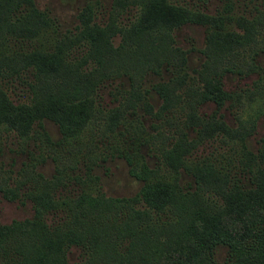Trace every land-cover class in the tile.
Instances as JSON below:
<instances>
[{
  "label": "trees",
  "instance_id": "obj_1",
  "mask_svg": "<svg viewBox=\"0 0 264 264\" xmlns=\"http://www.w3.org/2000/svg\"><path fill=\"white\" fill-rule=\"evenodd\" d=\"M12 1L6 3L5 8L0 2V21L9 22L7 33L0 29V54L9 49L7 36L10 34L22 39L35 37L36 42L40 35L44 38L53 24L46 10L36 4L34 7L32 0H27L33 11L28 17L35 15V29H19L17 24L10 23L8 13ZM133 3L139 4L137 19L126 25L117 23L116 18ZM97 4L100 5L101 1L98 0ZM92 7L88 3L81 10L76 39L65 46L55 40L49 46L41 40L31 52L35 57L24 59L27 65L35 66V81L30 84L35 92L33 103L7 104L0 90V123L17 130L24 135L23 138L35 131L50 143L55 142L42 123L44 118L58 124L62 139L74 137L95 112L101 111L96 104L99 87L117 77H127L130 89L121 93L124 101L109 109L115 116L110 127L114 128L121 118L126 117L127 110L137 113L141 107L146 112L151 111L152 105L147 99L142 103L145 98L141 89L144 74L160 72L168 64L177 72L187 66V50L175 45L173 28L186 22L208 27L206 46L202 49L205 60L200 68H194L202 75L216 62L220 65L223 59L222 50L220 54L210 55L213 35L231 37L241 45L249 44L253 40V23L257 20L240 17L244 23L238 22L243 27L239 32L223 27L221 19L226 16H215L172 0H113L108 19L101 24L92 20ZM53 31L56 33L55 29ZM116 34L121 35L118 44L113 42ZM71 48V54L73 50L78 54L73 61L68 58ZM253 52L249 70L262 73L260 78L264 80V66L255 62L258 49ZM17 57V54L8 55L7 60L2 61L7 75L21 70ZM236 65H222L217 73H213L212 79L208 75L200 76V101L210 100L221 107L232 98L222 77L226 72L245 71ZM175 80L187 84L181 93L175 90V85L170 88L167 82L152 84L150 89L163 99L162 107L174 100H188V123L198 130L199 135L218 133L231 136L238 143V148H234L235 171L224 179H220L222 175L217 171L218 176L213 178L211 165L206 164L200 174L197 159L188 157L195 139L187 138L186 131H181L176 144L163 152L169 176L161 175L158 167L148 166L140 152L137 154L141 161L136 163L128 153H120L131 164V174L142 181L136 195L106 196L103 192L82 189L74 198L56 199L49 191L55 181L37 173L41 183L35 186V190L25 192L33 203L32 217L0 223L1 264H264V136L260 138L259 148L254 150L246 141L252 130L243 129L242 120L239 119L240 125L234 127L220 115L213 120L214 126L206 125V119L196 113L197 79L194 78L195 86L176 76L173 82ZM150 89L145 91L149 93ZM80 91L85 93L76 97ZM65 96L70 98L65 100ZM123 103L126 105L121 106ZM33 123H38L41 130L33 128ZM182 172L193 175L194 188L180 183ZM70 179H78L79 183L85 181L77 175ZM211 188L224 198L213 218L207 213L209 205L199 198L204 189ZM0 190L5 197H19L17 190L12 193L3 187ZM58 210L62 212L59 219L62 221L49 223L46 213ZM160 212H165L164 217ZM211 219L220 233L209 241L202 228ZM221 243L227 246V255L219 261L215 250ZM72 244L87 250L86 259L67 260V248Z\"/></svg>",
  "mask_w": 264,
  "mask_h": 264
},
{
  "label": "rangeland",
  "instance_id": "obj_2",
  "mask_svg": "<svg viewBox=\"0 0 264 264\" xmlns=\"http://www.w3.org/2000/svg\"><path fill=\"white\" fill-rule=\"evenodd\" d=\"M11 1L0 0L4 8L6 3ZM97 1L32 0L34 7L36 4L38 8L47 11L53 24L43 35L44 38L40 35L36 42L35 37L22 39L13 34L7 36L9 49L4 54H0V90L7 104L18 106L31 104L35 101V92L30 87V84L35 81V66L27 65L24 63V59L35 57V54L32 55L31 52L35 50V46L41 44V40L43 44L49 46L53 40L65 46L71 40L76 39L78 37L76 29L81 23L79 14L88 3L93 5L92 20L101 24L105 23L113 0H99L101 1L100 5H96ZM172 1L192 9L212 13L215 16H226V19H221L223 27L239 32L243 31V27L238 25V22H243L240 17L257 18L253 23V40H250L249 44L241 45V43L234 42L231 37L214 34L210 39L212 47L210 55L213 56L216 52L220 54V50H222L223 59L220 65L216 62L207 72L203 71V74L200 75L198 71H194V68H200L205 60L202 49L206 46L208 27L195 22H186L173 28L171 33L175 45L187 50V66L177 72L173 65L168 64L162 67L160 72L145 73L141 84L142 92L145 94L142 103L147 99L152 105L151 111L146 112L141 107L137 113L127 110L126 117L121 118L114 128L110 126L115 121V116L109 109L124 101L121 93L130 89L127 77L114 78L99 87L96 104L99 105L101 111L95 112L88 124L74 137L62 139L58 124L48 118H44L42 123L55 141L53 143L47 141L41 134L31 131L33 128L41 130L38 123H33L30 135L26 138H23L24 135H20L17 130L0 123V187L6 188L9 193L14 190L19 192L18 198H9L5 197L0 190V223L32 217L33 203L25 196V192L35 190V186L41 183L37 173L55 181L53 188L49 191L56 199L65 196L74 198L82 189L94 193L103 192L106 196L138 194L142 181L131 174V164L120 153H128L136 163L141 161L137 154L140 152L148 166L158 167L161 175L169 176L163 152L176 144L181 131H186L187 138L195 139L188 157L197 159V163L201 167L200 174L206 164L211 165L210 172L213 178L218 176L217 171L222 175L220 179L233 173L237 164L234 148H238V143L228 134L206 135L204 133V135H199L198 130L188 123L190 116L187 114L190 110L187 105L188 100H174L171 104L162 107L163 99L154 89H150L152 84L167 82L171 85L170 88L175 85V90L181 93L187 84L177 83V79L173 82L175 76L187 83L191 82L189 83L191 86H195L194 78L197 79L196 113L206 119V125L209 123L210 127L214 126L213 120L222 115L229 125L238 127L240 119L244 123L243 129L252 130L246 136L247 145L254 150L259 148L260 138L264 136V80L260 78L262 73L249 70V65L251 64V55L253 56V51L257 48L255 62L264 66V0ZM137 5L139 4H129L121 12L119 18H116L117 23L126 25L135 21L138 17ZM32 12L27 0H13L8 13L10 23L17 24L19 29L31 31L35 29V15L28 17ZM232 16L234 18H230ZM7 25L9 26V22L0 21V29L5 33H7ZM54 29L56 33L53 31ZM120 40V34L114 35V44H118ZM72 49L69 50V61H73L72 58L78 56L76 50H73L72 54L70 53ZM13 54L18 55L17 60L21 63V70L18 73L7 75L8 71L4 68L2 61L7 60L8 55L12 57ZM236 63L238 64L236 65ZM222 65L232 67L236 65L245 71L241 73L226 72L223 75L224 87L230 91L232 98L227 99L221 107H217L213 101H200L202 82L199 79L203 75H208L212 79L213 73H217ZM145 89H150V92L147 93ZM84 93V91H80L76 97ZM64 98L66 100L70 97L65 96ZM139 103L141 104V101ZM125 105L123 103L121 106ZM75 175L83 177L84 183H79L78 179H70ZM97 176L98 178H96ZM180 183L189 185L191 188L196 186L193 175L185 172L181 173ZM202 193L203 195H199V198L209 205L207 213L210 218H213L216 210L224 203V198L212 188L204 189ZM61 215L62 212L59 210L50 211L46 213V219L52 224L60 223ZM160 215L164 217L165 212H160ZM214 224V220L211 219L202 228L209 241L215 239L220 233ZM66 254L67 260L73 262L86 259L88 252L82 247L72 244L67 248ZM226 255L227 246L223 243L218 244L215 250L216 259L222 261Z\"/></svg>",
  "mask_w": 264,
  "mask_h": 264
},
{
  "label": "clouds",
  "instance_id": "obj_3",
  "mask_svg": "<svg viewBox=\"0 0 264 264\" xmlns=\"http://www.w3.org/2000/svg\"><path fill=\"white\" fill-rule=\"evenodd\" d=\"M245 119H246V117H245Z\"/></svg>",
  "mask_w": 264,
  "mask_h": 264
}]
</instances>
